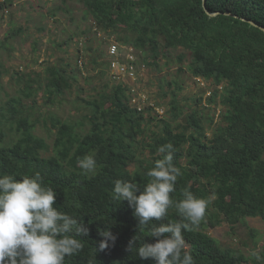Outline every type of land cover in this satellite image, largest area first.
I'll list each match as a JSON object with an SVG mask.
<instances>
[{"label": "trees", "instance_id": "trees-1", "mask_svg": "<svg viewBox=\"0 0 264 264\" xmlns=\"http://www.w3.org/2000/svg\"><path fill=\"white\" fill-rule=\"evenodd\" d=\"M61 1L83 5L84 20L94 22L92 30L104 33L107 40L114 37L120 47L133 48L146 68H160L164 60L167 65L175 59L179 64L188 61L194 79L216 87L209 104L214 105L220 97L223 108L222 123L216 124L209 137L205 113L195 109L185 114L179 98L183 87L177 80L167 82L168 90L162 91V97L171 98L167 118L168 110L162 103L155 101L166 108L160 118L154 108L139 111L133 107L123 85H106L98 98L83 101L90 110L84 117L86 122L49 114L44 126L50 134L49 124L56 131L49 145L35 133L41 123L36 118L38 110L43 118L36 95L44 87L47 104H53V97L65 95L77 78L70 75L68 64L48 67L45 86L41 73L35 74L37 78L15 74L21 85L19 96L8 95V100L0 101V176L19 180L39 172L44 186L57 192L54 206L89 226L82 251L66 257L65 264H155L127 250L138 233V221L126 201L114 198L113 189L116 180L148 183L146 173L163 158L158 149L167 143L174 145L173 164L182 172L172 198L183 199L185 188L198 198L212 197L201 224L183 232L185 250L195 264H264V246L247 257L242 251L222 246L208 232L223 223L234 228L247 218L264 221V31L250 23L264 28V0ZM204 1L209 13L219 14L210 16ZM13 3L3 0L0 8ZM22 30H12L7 39L17 37ZM73 40L70 37L68 42ZM0 47L7 49L5 43ZM175 51L179 54L174 58ZM99 54L106 60V71H100V76L108 78L111 57L104 50ZM97 63L94 60L93 64ZM77 68L79 72L82 69ZM182 72L183 67L179 69ZM24 98L33 99L32 104ZM214 117H210L212 124ZM155 121L159 125L152 127ZM92 152L96 170L85 172L77 167V159ZM73 201L80 207L72 206ZM179 219L170 207L164 221H152L147 228ZM107 227L116 240L100 251L103 238L99 230ZM147 236L144 231L141 242Z\"/></svg>", "mask_w": 264, "mask_h": 264}, {"label": "rangeland", "instance_id": "rangeland-1", "mask_svg": "<svg viewBox=\"0 0 264 264\" xmlns=\"http://www.w3.org/2000/svg\"><path fill=\"white\" fill-rule=\"evenodd\" d=\"M1 2L3 0H0ZM84 12L83 5L74 2H67L65 5L61 0H14L11 6L0 8V45L5 43L7 46V49L0 47V72H2L0 101L8 100V95L19 96L21 85L17 83L15 74H30L33 78H37L35 74L41 73L45 86L48 67L60 68L68 64L71 66L68 69L70 75H75L77 78L73 88L66 91L65 95L53 97V104H47L48 94L44 87L36 95V106L37 109H42L43 118L38 110L36 118H39L41 123L37 125L35 133L45 139L49 145L53 144L56 131H52L53 128L49 124L48 127L52 132L50 134L44 126V121L51 112L64 120L86 122L84 117L90 114V110L83 101L98 98L106 85L111 88L115 85L111 76L108 78L100 76V71H106V60L99 54L101 50L108 52L110 42L115 43L114 37L107 40L104 33L94 32L91 28L94 22L92 19L85 21ZM39 28H43L44 31L40 32ZM14 29L23 30L17 37L7 39L8 34ZM86 31L88 33L82 35ZM70 37H74V40L68 42ZM178 54L179 51L172 53L174 58ZM94 60L98 61V65L93 64ZM166 63L167 60H164L161 61L160 68H147L142 71L143 78L140 84L130 82L125 85L135 88L138 96L143 93L165 105L168 110L165 116L167 118L170 117L171 98L162 97V91L168 90L167 82L177 80L183 87L179 98L185 114L195 109L205 113L204 122L210 137L216 124L222 123L223 108L220 97L214 105L209 104L216 87L203 80L194 79L188 71V61L179 64L175 59L169 65ZM77 67H82L80 72ZM181 67L183 72L179 73ZM218 88L222 89L221 86ZM141 99L138 98L137 101L141 103V107H144L145 103L141 102ZM32 100L25 102L31 105ZM211 116H215L213 124ZM184 119L182 118L180 122ZM157 125L159 122L155 121L152 127ZM208 232L222 246L242 251L247 257L251 256L258 247L264 246V221L260 218H247L245 223L238 224L234 228L228 223H223L219 227L209 229Z\"/></svg>", "mask_w": 264, "mask_h": 264}, {"label": "clouds", "instance_id": "clouds-1", "mask_svg": "<svg viewBox=\"0 0 264 264\" xmlns=\"http://www.w3.org/2000/svg\"><path fill=\"white\" fill-rule=\"evenodd\" d=\"M158 152L163 158L147 171L148 183L116 180L114 184V198L126 201L138 221V233L129 241L127 250L155 264H195L192 254L185 250L183 232L201 224L212 197L198 198L190 188H185L183 199L174 200L171 194L182 175L173 164L174 145H162ZM77 167L94 172L95 153L78 158ZM56 197L52 187L44 186L39 172L19 180L10 175L0 176V264H65L66 257L82 251V239L89 235L90 228L83 219L55 207ZM72 206L79 208L80 204L73 201ZM170 207L180 217L177 222H161L147 228L152 221H164ZM144 231L148 236L141 242ZM99 234L103 238L100 251L108 249L109 242L114 244L116 237L111 228L99 230ZM147 239L155 242L147 243Z\"/></svg>", "mask_w": 264, "mask_h": 264}, {"label": "built area", "instance_id": "built-area-1", "mask_svg": "<svg viewBox=\"0 0 264 264\" xmlns=\"http://www.w3.org/2000/svg\"><path fill=\"white\" fill-rule=\"evenodd\" d=\"M111 44L108 55L111 57L109 74L112 81L116 85L121 84L128 89V95L131 97L130 101L133 107H136L139 111L151 107L155 109L156 114H158L160 118L163 117L166 114V108L164 106L157 105V103L146 94L143 95L142 93L138 96L135 88H130L125 85L130 82L140 84L143 78L142 71L147 70L146 66L140 63L141 60L139 55H136L134 49L131 47H120L116 42ZM139 88L142 89V87ZM138 98H142L141 102L145 103L144 107L140 106L141 103L137 101Z\"/></svg>", "mask_w": 264, "mask_h": 264}, {"label": "water", "instance_id": "water-1", "mask_svg": "<svg viewBox=\"0 0 264 264\" xmlns=\"http://www.w3.org/2000/svg\"><path fill=\"white\" fill-rule=\"evenodd\" d=\"M204 8H205V10H206V12L210 15V16H212V17H214V16H217L219 13H217V14H211V13H209V11L207 10V7H206V1H204ZM253 26H255V27H258V28H260L262 31H264V28L263 27H259L257 24H255L254 22H250Z\"/></svg>", "mask_w": 264, "mask_h": 264}]
</instances>
